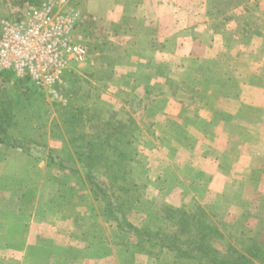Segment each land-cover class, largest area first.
Segmentation results:
<instances>
[{"label": "rangeland", "instance_id": "1", "mask_svg": "<svg viewBox=\"0 0 264 264\" xmlns=\"http://www.w3.org/2000/svg\"><path fill=\"white\" fill-rule=\"evenodd\" d=\"M151 1L153 7H144L143 12L148 15L153 8L155 21L154 6L163 4L162 12L169 18L163 27L166 32L192 33L195 16L223 20L229 10L252 0ZM70 3L80 13L79 31L89 58L65 72L55 88L59 97L35 89L11 72L0 73V92L7 93L9 101L5 108H11L14 117L9 135L24 148L1 147L0 171L8 160V170L20 175L11 189L22 194L15 204L37 210L42 241L57 243L52 252L42 244L40 252L56 254L67 264H212L201 257L161 251L141 237L176 235V246L181 248L206 235L209 244L217 238L221 258L246 255L264 264L262 194L253 189L245 196L219 199L216 192L223 179H218L216 189L211 177L194 184L192 172L182 166L200 170L212 163L191 157L199 153H190L189 148H160L163 138L147 135L150 122L144 117L145 106L137 102L142 90L125 87L122 71L113 75L116 63L110 53L121 42L111 38L114 32L98 30L94 15L86 10L88 0ZM27 5L32 4L0 0V19H16ZM153 28V36L141 38L137 47L142 52L152 49L155 55L165 41L157 37L158 25ZM166 141L177 143L174 137ZM250 176L257 186L260 174L254 171ZM249 211L253 216L244 215ZM212 229L220 237H212Z\"/></svg>", "mask_w": 264, "mask_h": 264}, {"label": "crops", "instance_id": "2", "mask_svg": "<svg viewBox=\"0 0 264 264\" xmlns=\"http://www.w3.org/2000/svg\"><path fill=\"white\" fill-rule=\"evenodd\" d=\"M151 3L88 0L86 5L98 30L114 32L111 38L121 42L110 53L116 63L113 75L122 71L125 87L142 90L137 102L145 106L144 117L150 122L147 135L162 137L160 148H189L199 153L191 157L212 163L200 170L190 164L182 168L192 172L194 184L211 177L216 189L218 179H223L216 198L245 196L254 189L264 201V0L246 1L223 20L195 16L192 33L166 32L169 18L162 3L154 6L155 21L153 8L148 15L143 12L153 7ZM156 24L165 46L159 54L146 48L142 52L137 43L153 36ZM98 58L96 54L97 64ZM169 137L177 143L167 142ZM6 161V169L0 171V264H67L56 254L40 252L42 244L52 252L57 243L42 241L37 210L15 204L22 194L11 189L20 175L9 171ZM254 171L260 174L257 186L249 178ZM242 184L251 188H238ZM244 215L253 216L251 211Z\"/></svg>", "mask_w": 264, "mask_h": 264}, {"label": "built area", "instance_id": "3", "mask_svg": "<svg viewBox=\"0 0 264 264\" xmlns=\"http://www.w3.org/2000/svg\"><path fill=\"white\" fill-rule=\"evenodd\" d=\"M71 0H41L16 19H0V73L11 72L54 97L66 71L84 64L89 50Z\"/></svg>", "mask_w": 264, "mask_h": 264}, {"label": "trees", "instance_id": "4", "mask_svg": "<svg viewBox=\"0 0 264 264\" xmlns=\"http://www.w3.org/2000/svg\"><path fill=\"white\" fill-rule=\"evenodd\" d=\"M41 2V0H15V3L18 4H25L30 3L32 5H38ZM24 81V80H23ZM24 82H27L26 80ZM7 93H4L3 91L0 92V148H6L9 150H17V149H24L19 148L22 147L20 144H23L19 142L16 139H13L9 132L11 130L12 121L14 122V117L11 112V108L7 109L5 108L6 103H8L7 99ZM19 96V95H18ZM18 99V98H17ZM14 104L13 100H10V106L12 107ZM18 144V145H16ZM28 145V143H26ZM111 208V207H110ZM139 233V232H137ZM151 234V233H150ZM148 233L141 234V237L144 239H147L149 243H155L159 246L161 251H163V248L168 251H177L178 256H184L189 255L190 257H201L207 260H211L212 264H256L254 260H252L250 257L244 255H239L238 257L229 258L226 256H223L224 258H221V252L216 250L215 248V240L217 238H214L212 240V244H209L207 242V236L203 235V237L199 240H193L190 244L184 245L181 248H177L176 241L177 236L172 235L171 236H164L159 233L150 235ZM219 236L220 234L216 232V230L212 229V237ZM157 241V242H154ZM249 254V253H248ZM252 253L250 252L249 255Z\"/></svg>", "mask_w": 264, "mask_h": 264}]
</instances>
